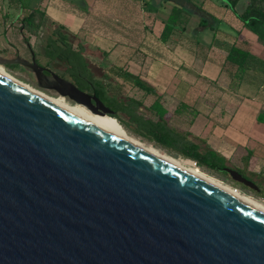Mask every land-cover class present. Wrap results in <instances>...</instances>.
Listing matches in <instances>:
<instances>
[{
    "label": "water",
    "instance_id": "obj_1",
    "mask_svg": "<svg viewBox=\"0 0 264 264\" xmlns=\"http://www.w3.org/2000/svg\"><path fill=\"white\" fill-rule=\"evenodd\" d=\"M7 65L93 115L113 114L34 62L0 56ZM0 264H264V213L0 75Z\"/></svg>",
    "mask_w": 264,
    "mask_h": 264
},
{
    "label": "crops",
    "instance_id": "obj_2",
    "mask_svg": "<svg viewBox=\"0 0 264 264\" xmlns=\"http://www.w3.org/2000/svg\"><path fill=\"white\" fill-rule=\"evenodd\" d=\"M187 1L211 17L208 26L183 5L166 42L160 35L176 0H38L30 7L15 0L12 6L22 18L35 11L61 26L104 58L115 80L135 94L125 97L145 107L157 101L171 127L190 133L226 166L264 180V50L247 46L246 40L258 38L227 0ZM249 1L239 0L235 12ZM233 45L250 54L243 71L226 60ZM127 73L155 94L135 87Z\"/></svg>",
    "mask_w": 264,
    "mask_h": 264
},
{
    "label": "trees",
    "instance_id": "obj_3",
    "mask_svg": "<svg viewBox=\"0 0 264 264\" xmlns=\"http://www.w3.org/2000/svg\"><path fill=\"white\" fill-rule=\"evenodd\" d=\"M178 1H182V3L178 4L177 2H173V8L164 24L163 31L160 35L162 42H166L170 37L177 24L180 13L185 9L187 10L186 6L190 8L187 10L190 14H195L200 17L201 27L208 26V20L211 17L201 8L192 5L187 0ZM238 1L227 0V5L247 29L254 33L260 40L264 41V0H250L241 14L235 12V6ZM183 5H185V9ZM159 6L161 7V3ZM32 18L33 13H30L26 17V21L31 23ZM55 32L60 34V37H49L48 43L44 48L46 57L51 59L59 58L65 62L66 74L72 79V83L81 91L95 95L110 109L113 112L110 118L117 121L116 123L119 127L121 125L128 134L131 133L137 138L180 157L181 159L177 160L189 167L195 169L206 168L225 175L222 172L226 167L225 160L216 152L204 147L203 143L194 139L190 133L171 127L165 118L166 111L157 101L151 106L145 107L141 102L133 98L119 97L111 94L109 91V77L105 75L101 79H96L88 68L89 63L85 57V47L79 45L77 49H72L68 43L70 34L64 31L61 26H56ZM249 57L250 54L248 51L233 45L227 53L226 60L230 64L235 65L239 71H243ZM6 67L12 69L17 66L7 65ZM124 77L131 80L135 87L144 92L155 94L154 88L138 77L128 73ZM122 116L126 117L127 120L124 121ZM187 160L194 162L196 167L190 165ZM238 172L248 178L245 173ZM248 179L251 180L250 178ZM239 186L245 189L243 186ZM257 194L264 199L263 189H260V192Z\"/></svg>",
    "mask_w": 264,
    "mask_h": 264
},
{
    "label": "rangeland",
    "instance_id": "obj_4",
    "mask_svg": "<svg viewBox=\"0 0 264 264\" xmlns=\"http://www.w3.org/2000/svg\"><path fill=\"white\" fill-rule=\"evenodd\" d=\"M38 0H21V6L24 7H30L34 4L37 3ZM12 2L14 3L15 0H0V34H2V32L6 33V37L7 39L13 43V45H15L16 47H18L20 49V56L22 58L28 59L29 55L27 52L23 51L21 46V40H20V35H19V26L21 25V21L20 19L22 18L23 15H19V11L18 9H14L12 6ZM176 2L178 4H181L182 1H178L176 0ZM247 1H243L238 5V11H242L243 8L245 7V5L247 4ZM206 13V12H205ZM207 14V13H206ZM19 15V16H18ZM195 15V14H194ZM198 16V15H196ZM17 17H19L18 19H16ZM54 27L50 25V23L46 20H44L40 14L38 12L33 11V18L31 20V23H26V25H24V29H23V33L25 35L26 38L29 39L30 45L36 55V59L40 62L41 65L49 68L51 71L57 73V74H64V69L65 66L63 64L60 63H52L50 64V62L44 57L43 55V50L45 48L46 45V40L49 37H53V32ZM257 37V36H256ZM258 38V37H257ZM251 38H249L248 40H246L247 46L253 47V49H262L264 50V41L260 40L259 38L256 39V41L254 42ZM78 40H74L72 41V44L74 45V49H76L75 44L79 43ZM248 41H250L248 43ZM7 48L6 45L4 44V41L2 39V37H0V56L6 59H12L13 56V51L8 49L3 52H1V49ZM85 57L89 63V69L90 71L93 73L94 77L96 79H101L103 76H108L111 79V84L109 87V91L111 94L117 95L119 97H125L126 95L128 96H133L135 95L133 91H131L128 87L126 88L123 84H120L119 80H115V75L112 74L110 71H108L109 66L108 64L105 63L104 58L99 55L97 52H93L91 50L86 49V53H85ZM6 72L11 75L14 79L18 80L20 83L28 85L48 96L51 97H59L58 95L55 96L56 94L54 92L51 91H46V90H41L39 89L34 82V79L32 77V75L27 72L25 69H23L20 66H17L15 68H7L6 66H2ZM67 103H69L70 105H75L74 103H72L71 101L65 99ZM147 104L149 103L148 101L146 102ZM143 112V110H141ZM123 120H127L126 117H123ZM106 121H108L110 124H112L113 126H115L116 128H118L121 131H124L127 135L131 136L132 138L140 141L141 143H144L158 151H160L163 154H166L170 157L176 158V159H181L180 157H177L176 155L167 152L166 150L156 147L153 144L148 143L145 140H142L140 138L135 137L134 135H132L131 133H127L122 126L120 125V127L117 125V121L110 119V118H105ZM185 160V159H183ZM189 161V160H187ZM190 165L196 167V165L194 164V162L189 161ZM227 166H230L229 164ZM198 168V167H197ZM198 170H200L201 172L217 179L218 181H221L222 183H224L225 185L231 187V188H236V190L240 191L242 194L249 196L253 199H255L256 201H258L259 203L264 205V199L260 196H258L257 193H254L248 189H242L238 184L232 182L228 176L222 175L220 173H217L215 171H211L208 170L206 168H198ZM249 178L253 181H255V183L258 185V187L260 189L264 190V180H262V178H257V177H251L249 176Z\"/></svg>",
    "mask_w": 264,
    "mask_h": 264
},
{
    "label": "bare ground",
    "instance_id": "obj_5",
    "mask_svg": "<svg viewBox=\"0 0 264 264\" xmlns=\"http://www.w3.org/2000/svg\"><path fill=\"white\" fill-rule=\"evenodd\" d=\"M0 75L9 79L10 81L20 85L21 87H23L24 89H26L27 91L31 92L32 94L38 96L39 98L43 99L44 101L50 103L51 105L57 107L58 109L64 111L65 113L71 115L72 117L78 119L79 121L88 124L90 126L99 128L101 130L107 131L109 133L115 134L117 136H120L124 139H127L131 142H134L144 148H146L147 150L155 153L156 155L166 159L167 161L177 165L178 167L188 171L189 173L199 177L200 179L210 183L211 185L221 189L222 191L232 195L233 197L243 201L244 203L252 206L253 208L261 211L264 213V205L259 203L258 201H256L255 199L246 196L244 194H242L240 191L231 188L227 185H225L224 183H222L221 181H218L217 179L201 172L198 169L189 167L183 163H181L180 161H178L177 159L170 157L166 154L161 153L160 151L144 144L141 143L140 141L132 138L131 136L127 135L124 131L119 130L118 128H116L115 126H113L112 124H110L108 121H106L105 118H110V117H100V116H96L91 114L89 111H87L86 109H84L81 106L78 105H70L69 103L66 102V100L62 97H51L48 96L28 85L22 84L20 83L18 80L14 79L11 75H9L6 70L0 66ZM57 96V95H55ZM111 119V118H110Z\"/></svg>",
    "mask_w": 264,
    "mask_h": 264
},
{
    "label": "flooded vegetation",
    "instance_id": "obj_6",
    "mask_svg": "<svg viewBox=\"0 0 264 264\" xmlns=\"http://www.w3.org/2000/svg\"><path fill=\"white\" fill-rule=\"evenodd\" d=\"M20 23H21V25L19 26V35H20V40H21V48H22V50L23 51H25V52H27L28 53V55H29V58L28 59H25V58H22L21 56H20V49L18 48V47H16L15 45H13V43H11L8 39H7V37H6V33L5 32H2V34H0V37H2V39H3V41H4V44L6 45V47L8 48V49H10V50H12L13 51V58H17V57H20L21 59H24V60H27V61H29L30 63H36L40 68H42L43 69V73H44V75H46V76H52L53 74L54 75H57L58 77H60V78H62V79H65V80H67V81H70L71 83H72V79L66 74V65H65V62H63L61 59H59V58H55V59H51V58H48V57H46V55H45V52H44V50H43V55H44V57L50 62V64H52V63H60V64H63L64 66H65V69H64V74L62 75V74H57V73H55V72H53V71H51L49 68H47V67H45V66H43V65H41L40 64V62L36 59V55H35V53H34V51H33V49H32V47H31V45H30V42H29V39L28 38H26L25 37V35H24V33H23V29H24V25H26V23H28V21H26V18L24 17V18H22V19H20ZM51 26H53L54 27V30H53V32H52V34L55 32V30H56V25H53V24H50ZM70 37H69V40H68V43L71 45V47H72V49H74V45L72 44V41H73V39L76 41L77 39L74 37V36H71V35H69ZM60 37V34H58V33H54V38H59ZM48 39L49 38H47V40H46V45H47V43H48ZM78 42V41H77ZM45 45V46H46ZM78 46H79V43H77V44H75V47H76V49L78 48ZM7 48H4V49H1V52H3V51H5L6 52V50H7ZM86 50V49H85ZM14 66H17V65H14ZM21 67V66H20ZM23 68V67H22ZM88 68H89V65H88Z\"/></svg>",
    "mask_w": 264,
    "mask_h": 264
},
{
    "label": "built area",
    "instance_id": "obj_7",
    "mask_svg": "<svg viewBox=\"0 0 264 264\" xmlns=\"http://www.w3.org/2000/svg\"><path fill=\"white\" fill-rule=\"evenodd\" d=\"M195 164V163H194Z\"/></svg>",
    "mask_w": 264,
    "mask_h": 264
}]
</instances>
